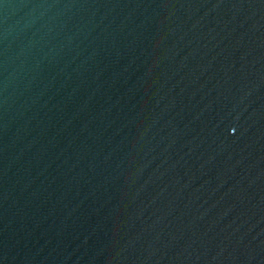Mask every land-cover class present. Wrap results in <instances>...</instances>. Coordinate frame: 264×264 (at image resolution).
I'll list each match as a JSON object with an SVG mask.
<instances>
[{
	"label": "water",
	"instance_id": "1",
	"mask_svg": "<svg viewBox=\"0 0 264 264\" xmlns=\"http://www.w3.org/2000/svg\"><path fill=\"white\" fill-rule=\"evenodd\" d=\"M0 264H264V0H0Z\"/></svg>",
	"mask_w": 264,
	"mask_h": 264
}]
</instances>
